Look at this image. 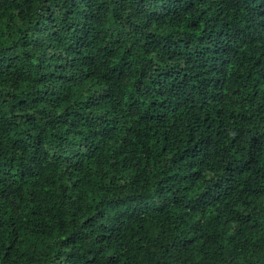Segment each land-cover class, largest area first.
Returning <instances> with one entry per match:
<instances>
[{
    "label": "trees",
    "instance_id": "16d2710c",
    "mask_svg": "<svg viewBox=\"0 0 264 264\" xmlns=\"http://www.w3.org/2000/svg\"><path fill=\"white\" fill-rule=\"evenodd\" d=\"M0 264H264V0H0Z\"/></svg>",
    "mask_w": 264,
    "mask_h": 264
}]
</instances>
